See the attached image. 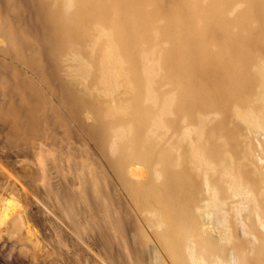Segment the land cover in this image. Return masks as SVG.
Listing matches in <instances>:
<instances>
[{"label":"bare ground","instance_id":"obj_1","mask_svg":"<svg viewBox=\"0 0 264 264\" xmlns=\"http://www.w3.org/2000/svg\"><path fill=\"white\" fill-rule=\"evenodd\" d=\"M5 1L4 50L73 119L93 109L124 190L38 124L34 82L9 102L0 74V262L264 264V0ZM65 52L92 92L59 77Z\"/></svg>","mask_w":264,"mask_h":264},{"label":"rangeland","instance_id":"obj_2","mask_svg":"<svg viewBox=\"0 0 264 264\" xmlns=\"http://www.w3.org/2000/svg\"><path fill=\"white\" fill-rule=\"evenodd\" d=\"M0 14H1V16L10 17L16 25L19 24V22L16 20V17L14 16V13L11 12L10 9L6 6L5 0H0ZM8 43L9 42L5 38V36L0 35V63L3 66L0 69V74L6 78V85L8 86V91L12 92L10 94V96L7 97V98H9V102H11V101L15 102V101H18L20 99L23 100V98L25 101H27V93H26L27 91L22 84L24 81L34 82L37 85L36 89H38V91H37L38 96L34 97L31 102L35 105L36 113L39 114L38 124L40 126H43V127L51 128L54 136L55 135L57 136V137L56 136L54 137L56 140L66 142L67 144L71 143V145H70L71 149L73 151V154H75L76 157L86 158V154H89L93 157L94 161H96V162L98 161L97 162L98 164L101 160L103 163L100 162L99 165L102 169V172H104V173L107 172L109 179H110V182H111V186H114L115 189L117 188L118 191H122L123 186H122L121 182L118 180L117 176H115V174L111 170L109 163H108V158L110 157L109 154H111L109 152L110 150H107V148L109 146H106L105 149L107 151L106 150L104 151V149L100 148L97 144H94L95 142L84 131L83 126L86 123L94 121V119L92 118L93 117V109L89 105L88 106L86 105V107L89 111L82 108L83 110L81 109L78 112V115H79L78 118L75 117V119H73L74 117H71L69 115L70 110L68 108L62 107V104L60 101V96L58 95L56 90H54L53 88H50V84L45 82L42 79V77H40V74H38L31 66H29L26 62L18 59L16 54L13 52V50H9L8 52L4 50L9 46ZM8 49H10V48H8ZM65 53L67 54L68 52H65ZM66 54L62 55V59H64V61L61 60V64H60L61 66L58 69L59 77H61L62 79L66 78L68 80L69 79L70 80L72 79L73 81L75 80L74 81L75 85L77 84L75 86V88L77 91H79L81 89H86L89 87V89H87V91L92 92L93 91L92 89L94 87L93 86L94 81L93 82L87 81L83 76H81V74L79 75L77 73V68H76L77 66L75 65V62L71 58L72 55L70 56L69 53H68V55H66ZM45 60L46 59L44 58V60H43L44 64H46ZM76 77H77V80H76ZM86 85H88V87ZM40 96L43 98H40ZM89 107L91 109H89ZM55 110L56 111L60 110L59 115L56 114ZM90 111H92V112H90ZM89 112H90V114H92L91 119H90ZM20 114L23 117V120L25 122H28V123H30L33 119L36 118L30 114V111H28L27 107L25 109L21 110ZM60 115L65 116L67 118L66 122L63 120L61 121V119H64V118H62ZM58 116H60L61 119ZM83 116H84V122H83ZM85 118H87V121ZM89 120H91V121H89ZM80 125H82V128H80L81 127ZM10 127H11V122L9 120H0V145L5 144V140H6L7 134L10 130ZM67 133H68V135H67ZM77 145H79V146H77ZM107 145H109V144H107ZM101 149L104 152H101L100 151ZM108 149H110V147ZM79 155H81L82 157ZM102 156H103V158H102ZM104 161H105V163H104ZM102 166H104V167H102ZM112 174L114 177L112 176ZM138 176H141V175H138ZM134 178H137V177H134ZM209 226H211V225H209ZM150 253H151V251H150ZM38 259L41 260V258H38Z\"/></svg>","mask_w":264,"mask_h":264},{"label":"water","instance_id":"obj_3","mask_svg":"<svg viewBox=\"0 0 264 264\" xmlns=\"http://www.w3.org/2000/svg\"><path fill=\"white\" fill-rule=\"evenodd\" d=\"M0 264H2V263L0 262Z\"/></svg>","mask_w":264,"mask_h":264}]
</instances>
